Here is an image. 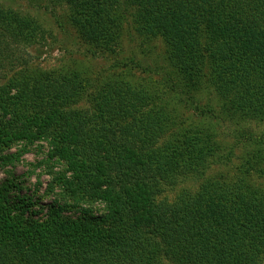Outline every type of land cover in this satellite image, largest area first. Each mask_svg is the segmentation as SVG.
<instances>
[{
    "label": "trees",
    "instance_id": "obj_1",
    "mask_svg": "<svg viewBox=\"0 0 264 264\" xmlns=\"http://www.w3.org/2000/svg\"><path fill=\"white\" fill-rule=\"evenodd\" d=\"M51 1L93 54L119 49L129 26L161 40L174 78L161 95L26 62L0 80V161L17 144H47L49 190L61 192L44 213L12 195L15 183L0 186V264H264V190L253 180L264 178V148L248 134L226 154L212 126L217 112L264 124V0ZM43 36L0 5V73L7 60L15 68L4 55ZM211 90L220 109L200 106ZM184 106L200 122L186 126ZM239 150L233 177L207 176Z\"/></svg>",
    "mask_w": 264,
    "mask_h": 264
},
{
    "label": "rangeland",
    "instance_id": "obj_2",
    "mask_svg": "<svg viewBox=\"0 0 264 264\" xmlns=\"http://www.w3.org/2000/svg\"><path fill=\"white\" fill-rule=\"evenodd\" d=\"M0 5L18 13L19 16L34 19L41 26L44 35L41 39L42 43L28 48L18 47L14 54L4 55L5 57L9 56L10 60L12 59L15 68H10L9 60L5 61L7 69L3 70L1 67V82L5 80L3 78L7 74H10V70L11 73L20 70L19 67L23 65L22 63L27 62L31 67L42 68L45 71L69 67L77 69L84 72L95 83L96 79L101 81L110 77L144 86L156 94H167L166 82L173 79L174 75L165 60L166 47L161 40L147 43L129 26L119 49L115 52L96 55L73 27L66 6L56 4L51 0H0ZM207 92L205 91L200 97V106L211 99L215 107L218 108L214 91L211 96L207 95ZM187 107L178 108L186 126L200 122L197 121L196 113L191 110V107ZM217 115L220 120L212 122V126L215 127L218 138L224 143L226 154L229 145H232L233 142L235 144V140L238 138L243 140L248 134H254L264 148V124L245 123L239 119L232 120V117L222 116L221 112H217ZM245 142L247 140L241 142L240 145ZM47 153V144L44 143L30 148H25L24 144H17L0 161V186L8 182L15 183L17 188L13 189L12 195L15 198H20L22 203H27L29 208L35 212H44L43 209L46 210L61 193L59 188L49 190L54 175L51 173V166L45 163ZM240 153V150L236 152V156L234 159L232 158V163L229 166L216 165L208 172L207 176L216 177L223 174L233 177L237 171L235 169L240 163L238 161ZM63 167L59 165L53 170L57 173ZM262 168H264V164ZM253 180L256 187L264 190V178L261 175L255 174ZM199 186L200 183H194L193 190L196 191ZM100 208L101 206L97 205L96 208H93L92 211L95 215H98ZM81 214V212L73 211L69 215L77 217ZM36 219L38 218L36 217Z\"/></svg>",
    "mask_w": 264,
    "mask_h": 264
}]
</instances>
